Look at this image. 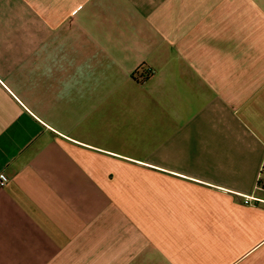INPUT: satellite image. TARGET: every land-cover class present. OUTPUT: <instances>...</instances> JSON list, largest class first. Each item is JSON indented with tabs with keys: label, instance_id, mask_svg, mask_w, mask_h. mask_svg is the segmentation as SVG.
Returning a JSON list of instances; mask_svg holds the SVG:
<instances>
[{
	"label": "crops",
	"instance_id": "0c3cea01",
	"mask_svg": "<svg viewBox=\"0 0 264 264\" xmlns=\"http://www.w3.org/2000/svg\"><path fill=\"white\" fill-rule=\"evenodd\" d=\"M264 0H0V264H264Z\"/></svg>",
	"mask_w": 264,
	"mask_h": 264
},
{
	"label": "built area",
	"instance_id": "2783aa9c",
	"mask_svg": "<svg viewBox=\"0 0 264 264\" xmlns=\"http://www.w3.org/2000/svg\"><path fill=\"white\" fill-rule=\"evenodd\" d=\"M6 182H7V175L4 172H0V188L4 187ZM256 187L264 191V172L262 171V169L258 173ZM250 201L264 202V199L253 195H248L244 197V202H250Z\"/></svg>",
	"mask_w": 264,
	"mask_h": 264
}]
</instances>
